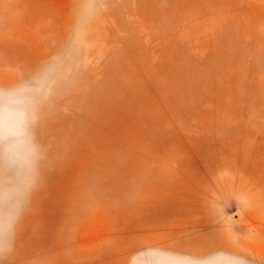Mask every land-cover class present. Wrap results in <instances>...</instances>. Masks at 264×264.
<instances>
[{
    "label": "rangeland",
    "instance_id": "rangeland-1",
    "mask_svg": "<svg viewBox=\"0 0 264 264\" xmlns=\"http://www.w3.org/2000/svg\"><path fill=\"white\" fill-rule=\"evenodd\" d=\"M19 85L5 264H264V0H0Z\"/></svg>",
    "mask_w": 264,
    "mask_h": 264
},
{
    "label": "clouds",
    "instance_id": "clouds-1",
    "mask_svg": "<svg viewBox=\"0 0 264 264\" xmlns=\"http://www.w3.org/2000/svg\"><path fill=\"white\" fill-rule=\"evenodd\" d=\"M26 85L0 88V264L13 251L20 205L14 182L25 168L38 162L36 141Z\"/></svg>",
    "mask_w": 264,
    "mask_h": 264
}]
</instances>
